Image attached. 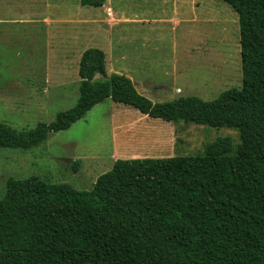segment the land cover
<instances>
[{
	"label": "trees",
	"instance_id": "1",
	"mask_svg": "<svg viewBox=\"0 0 264 264\" xmlns=\"http://www.w3.org/2000/svg\"><path fill=\"white\" fill-rule=\"evenodd\" d=\"M217 1L237 15L240 88L212 101L152 103L129 78L107 76L105 53L90 48L79 60L76 104L29 131L0 122V149L38 147L106 99L166 123L234 129L237 148L223 138L199 156L118 159L90 191L8 178L0 264H264V0Z\"/></svg>",
	"mask_w": 264,
	"mask_h": 264
},
{
	"label": "rangeland",
	"instance_id": "2",
	"mask_svg": "<svg viewBox=\"0 0 264 264\" xmlns=\"http://www.w3.org/2000/svg\"><path fill=\"white\" fill-rule=\"evenodd\" d=\"M90 48L105 53L107 76L129 78L152 103L212 101L241 87L238 19L223 2L105 0L95 8L79 0H0V122L29 131L72 108L79 60ZM223 138L233 150L240 143L234 129L166 123L106 99L38 147L0 149V199L8 178L90 191L118 159L194 157Z\"/></svg>",
	"mask_w": 264,
	"mask_h": 264
},
{
	"label": "crops",
	"instance_id": "3",
	"mask_svg": "<svg viewBox=\"0 0 264 264\" xmlns=\"http://www.w3.org/2000/svg\"><path fill=\"white\" fill-rule=\"evenodd\" d=\"M177 21H178L177 16L171 17V19H170V23L176 24ZM120 56L123 57L122 54Z\"/></svg>",
	"mask_w": 264,
	"mask_h": 264
}]
</instances>
